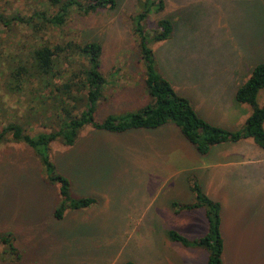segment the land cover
Masks as SVG:
<instances>
[{"label":"rangeland","instance_id":"374dc122","mask_svg":"<svg viewBox=\"0 0 264 264\" xmlns=\"http://www.w3.org/2000/svg\"><path fill=\"white\" fill-rule=\"evenodd\" d=\"M45 1L0 0V15L5 21L26 18L42 10ZM115 1L114 9L93 14L73 11L63 30L57 32L35 34L18 21L8 26L0 21V133L9 126H19L31 136L58 129L55 121L60 119L54 106L60 102L49 93L63 80H53L50 87L46 80L20 87L12 82V66L25 60L32 46L44 42L64 39L102 46L99 70L106 84L94 113L97 122L109 115L135 112L149 103L141 59L130 32L129 18L136 3ZM164 1L166 17L179 13L181 18L171 41L149 45L157 71L179 95L190 99L195 112L208 123L232 131L245 129L251 108L236 102L234 96L255 66L264 63V0ZM67 64L62 61V67ZM86 68L87 64L82 70ZM117 69L121 72L115 74ZM78 101L84 106L86 100ZM263 103L264 90H260L257 105ZM174 128L168 122L156 132L111 134L87 126L73 145L67 146L59 138L41 153L6 135L0 142V235L11 236L15 251L0 243V264H206L205 250L185 249L163 235V231L175 229L194 240L207 231L202 211L174 215L166 206L171 201L183 204L181 183L186 173L176 174L194 161L177 153L178 146L168 144L172 136L167 138V131L171 129L172 135ZM180 140L193 150L183 137ZM247 141L221 144L209 152L215 160L226 155L232 164L225 172L239 178L240 171L250 169L243 164L249 155L245 147L255 143ZM44 157L58 174L68 178L73 199L92 196L97 205L67 210L62 220L56 219L54 212L61 203L59 185L49 181ZM214 185L227 193L233 205L243 201L237 192L242 189L240 182L227 189L220 180ZM207 196L214 199L209 193ZM261 199L258 193L252 201L246 200L241 215L235 210L228 224L224 219L223 264H264Z\"/></svg>","mask_w":264,"mask_h":264},{"label":"trees","instance_id":"16d2710c","mask_svg":"<svg viewBox=\"0 0 264 264\" xmlns=\"http://www.w3.org/2000/svg\"><path fill=\"white\" fill-rule=\"evenodd\" d=\"M135 12L129 18L130 32L137 46L139 62L144 76L143 87L149 98V103L135 112L119 115H109L102 122L94 118L97 103L104 98L106 79L100 73V58L102 46L97 42L79 44L71 40L56 43L44 42L28 50V56L12 66V82L19 87L46 80V87L63 80L59 86H53L49 96L59 98V104L54 106L55 121L58 129L51 134L31 136L19 126H9L0 133V142L6 135L11 134L15 142H23L41 153L47 150L50 143L61 139L65 145H73L79 132L89 126L97 131L111 134H123L135 130H156L168 122H172L182 137L201 156H206L214 146L225 143H237L252 139L255 145L264 151V103L257 105V95L264 90V63L253 69L246 81L235 92V101L248 105L251 113L246 120L245 129L228 130L214 126L202 119L194 110L190 99L179 95L169 80L163 77L155 67V57L151 43L171 41L176 35V21L181 16L173 13L166 17L164 0H135ZM115 0H46L44 8L32 12L28 17L13 18L5 21L0 15V21L8 26L11 21H18L27 26L33 33H44L48 30L62 31L68 23L71 13L78 11L83 15L93 14L101 10L114 9ZM152 21V22H151ZM68 64L62 67V61ZM87 64L88 68L82 70ZM79 65L80 67H77ZM65 75L62 76V73ZM117 69L115 74L120 73ZM73 92L75 94H73ZM83 95L78 98V96ZM85 99L84 106L78 99ZM80 112H78V110ZM57 120V119H55ZM44 164L50 171L49 181L58 183L61 203L55 210L54 216L62 220L65 211H80L97 205L95 197L73 199L70 193V181L58 174L54 167L44 157ZM193 201L180 204L176 201L169 203V209L174 215L203 211L207 221L206 233L194 240L189 239L175 229L163 231L165 238L174 245L185 249H202L207 252L206 264H223L222 254L224 239L221 233V206L211 200L201 189L193 176L189 178ZM0 243L9 251H15L11 245L9 234L0 235ZM123 264H135L125 261Z\"/></svg>","mask_w":264,"mask_h":264},{"label":"crops","instance_id":"0c3cea01","mask_svg":"<svg viewBox=\"0 0 264 264\" xmlns=\"http://www.w3.org/2000/svg\"><path fill=\"white\" fill-rule=\"evenodd\" d=\"M167 133H168L167 138H170L172 136L169 139L168 144L170 143L171 145L174 144L178 146L177 149H175L177 153L182 154L184 156H189V157L191 156L194 159L192 165L189 168L183 167L182 169L178 170L179 173L176 174L178 176L180 173L182 174L186 173L185 181L181 183L182 185L181 188L183 190V196H184L183 199H180L181 202L189 203L193 201V194L189 187L190 186L189 178L190 176H193L196 182H198L202 191L206 195H208L209 193V195L213 196L214 197L213 201L219 202L221 206L220 216L221 213H223L224 211L222 215L224 214L225 215L221 216V228L223 232L224 229L227 228V225L225 224H228L229 216L233 211L238 210L241 215L243 210H246L245 209L246 207H244V205L247 199H249V201H252V198H256V196L259 193L260 197L262 198L260 202L264 200V151L258 148L257 145L252 144L250 142L251 144L245 147L246 152L249 155L247 156V159H245V163L243 164H245V166L248 165L247 167H250V169L248 171L247 170L242 171V174L240 171V173L238 174L239 178H234L232 177L231 174L225 172L226 168L232 164L231 162H227L226 155L222 156V159L225 161H222L221 158L215 160L212 157L211 152H209L210 154H207L206 156H201L194 150V148L187 141L186 142L193 148L194 152L193 150H188L184 146V140L182 141L180 140V137H182V135L179 133V130L174 128L172 130V135H171V129L168 130ZM247 140L249 139H245V142H248ZM165 144H167V140L165 141ZM223 168L225 169L222 170ZM216 175H219L220 177L217 179ZM216 180H220V182L226 187V189L228 186H231L233 182L235 181L240 182L242 184V189L237 192L242 196L243 201L236 205H233L231 203L232 201L227 198L228 197L227 193L225 191H224L225 193H223L221 189H217L215 187L214 181ZM166 206L169 209V203H167ZM255 207H257V205H255ZM224 219H225V224H224ZM243 221L245 222V220ZM243 225L244 223L242 224V226ZM241 228H244V226ZM224 245H225V240H224Z\"/></svg>","mask_w":264,"mask_h":264}]
</instances>
